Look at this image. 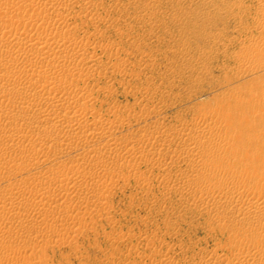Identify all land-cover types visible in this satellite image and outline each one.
Listing matches in <instances>:
<instances>
[{"label":"rangeland","instance_id":"1","mask_svg":"<svg viewBox=\"0 0 264 264\" xmlns=\"http://www.w3.org/2000/svg\"><path fill=\"white\" fill-rule=\"evenodd\" d=\"M63 1L67 4L75 1L76 4L70 3L72 10L74 8L78 10L77 4L81 5L82 2H85V0ZM34 2L36 1L0 0V18H4L18 8H22L20 10H34V8L35 10L42 8L52 10L48 7L36 8ZM89 2L92 10L97 9L96 11L100 12L101 15L95 11L98 19L93 20L88 19L87 16L76 14L75 10L70 13L69 17H73L69 18L68 27H64V29L70 30H68L70 36L68 35L69 38L67 43L65 42V46L85 45L88 55L98 54L99 57L95 56L97 59L93 57L96 61L93 60L94 62L91 63L93 66L92 73L89 72L87 78H83L85 79L83 81L86 82L83 83L82 80L78 81L77 79L76 82L78 83H76L75 88L77 87L80 93L83 91L84 96L89 95L88 98L93 103L90 113L100 119L103 116L106 117V119L103 117L101 120L106 121L107 128L104 129L105 132L102 130L103 134L102 131L98 133L100 135L97 134L98 137L101 136L98 138V140L100 139L99 144L96 145L98 142H95L98 140H93L91 143V139L84 142V136L80 141H76V143L79 142L77 146L73 144V140L64 141L58 146H62L60 149L64 146V151H62L65 160L63 158L60 159V162L57 160L58 163L55 165L56 160H48L44 161V163L47 162L45 164L42 163L31 168L34 170L31 171L35 173L36 180L51 176L50 179H53L54 176L56 178L61 173L68 175L75 173L73 176L84 180V186L80 189L67 186L66 190H61L62 193L60 191L56 195H49L50 199L56 197L51 199L53 201L49 198L46 201L47 205H50L49 212H53V210L56 212L45 213L43 215L45 219L42 215L36 217L37 215L34 214L22 217L16 224L17 230L24 233L21 238L10 236L11 230L6 228L9 223L0 224V232H3L0 234V258L2 257L0 264H204L205 262L206 264H213L214 259L207 260L213 254L217 258L220 257L219 259L222 258L221 264L229 258L228 261H236L240 256L235 262V264H240L247 254L249 256L248 250L252 246L251 244L254 245L260 239L257 237L258 234L254 235L257 232L249 230L248 234H252L248 237H237L235 235L237 226L232 222L230 224L228 220L225 223L216 222V215H221L222 207L224 210L225 206H210L203 195H201L202 197L199 196L202 194L200 187L202 188L204 184L209 182L205 187L212 188L214 180H217L222 174H228L225 178L226 188L231 184L241 186L246 184L245 186L254 187L264 180V147L258 149L255 142L256 145L253 141L250 143L249 133L248 136H245L248 132L247 127L251 125L255 129L257 128V131L262 132L264 130L263 113L254 112L253 115L248 109L249 104H258V102L262 104H259L260 108L264 107V103H261L262 96H260L264 92V74L261 73L264 72V46L252 50L251 53L255 51L256 54H250L248 59H243V61L240 58V54L251 45L249 42L258 44L257 41L262 40L261 35H264L262 32L264 31V6L261 7L260 4L264 3V0H89ZM258 5L260 7H257ZM75 14L76 16H74ZM261 42L263 40L259 43ZM107 43L109 44L107 45ZM93 52L96 53L93 54ZM114 67L117 68V71ZM0 72L4 73V68L0 69ZM247 81H250L251 84L248 82L249 88L243 93L241 87H246ZM257 86L259 89L256 88ZM229 96L234 99H243H239L242 101H240L242 104L238 109L239 111L236 106L232 108V105H228L230 106L228 110V106L222 103L224 100L222 98ZM252 96H256V98ZM246 98L250 100L247 99L248 102L244 103ZM246 103L248 110L245 107ZM217 107L219 108L218 111ZM242 109L243 115L240 116ZM247 112L252 114L253 121L249 119L250 115L247 116ZM235 113H239L238 116ZM100 114L102 116H99ZM229 114L233 117L232 119L227 117ZM235 115L236 118H234ZM88 118L90 119L91 115ZM116 119L120 120L119 123ZM248 119L251 121L248 123L250 125L247 124ZM255 119L263 123L260 122V124ZM108 122L114 127L116 125L118 127L116 126L113 130L112 125H110V129ZM196 127L199 131L194 129ZM212 127L215 131L217 130L218 134L212 132ZM202 128H209V130ZM209 132L214 135L209 134ZM243 132L244 134H242ZM160 133L171 135L170 137L167 135L165 138L162 137L163 139L161 138L162 140L157 144L147 141L146 135L151 134L150 138H154ZM110 136L111 138H109ZM197 136L202 139L199 141L198 148L216 142V144L219 142L223 144L227 140L234 147L230 146L229 150L228 148H223V150L220 148L221 150L217 151L216 155H212L210 164H202L201 160H198L199 157L196 159L194 154L196 152L195 146L192 145L194 143L188 144V139ZM242 136L246 138L247 142ZM248 137L250 140L247 139ZM171 138L173 139L170 140ZM82 140L84 141L82 142ZM106 141H109L108 144H117L116 142H118L117 145H120H116L117 147L124 146L120 147L123 150L120 151L121 155L119 153L111 159L106 157L104 159L103 156H99L96 150L98 152L99 147L102 149L105 144L107 145ZM146 141L147 144H145ZM4 142L5 140L0 139V145L3 146ZM88 142L89 144H87ZM235 142L237 144L241 142L239 144L241 146L235 147L237 145ZM69 145L71 146L69 147ZM93 145L95 147H92ZM153 147L155 148L153 149ZM81 148L83 149L80 150ZM65 150L68 152L67 154H65ZM128 150L129 152H127ZM234 150L235 153L233 154ZM257 153L261 155H256ZM176 154L179 157L176 158ZM65 157L75 160L70 159L69 161ZM83 158L84 161L94 159L93 162L98 163H95L96 168L85 169L88 172L91 170L89 173L83 171L84 169H79L77 162L83 161ZM124 160L127 164L124 163ZM134 160L137 170L132 169ZM230 160L233 161L231 164H229ZM132 161L134 163H131ZM111 162H117L120 165L118 167L120 170L117 168L116 171H113L114 173L107 171L105 182L107 185L103 181H97L95 172L97 173L98 170L101 172V169ZM51 163H53L52 166ZM107 163L108 165H106ZM137 163H140V167H137ZM191 163H197L195 166L198 173L196 171L192 173L189 170ZM43 164L44 168L42 167ZM48 164L50 167L47 166V169L49 168V170L45 166ZM102 164L106 166L104 167ZM75 165L77 168H74ZM229 166L230 170L228 171ZM68 168H72L71 172L70 170L66 171ZM9 170L0 171V191H3L0 193L12 192L20 184L31 188L34 195L38 193L37 190H34L36 187L34 181V184L31 183L32 181H25L26 178L22 175L24 170H21L20 164L17 163L15 168ZM75 170L79 171L75 172ZM131 170L133 175L129 174ZM55 173H58L57 176ZM1 174H6L5 178ZM205 174L210 175L209 181L201 183L204 178L202 175ZM81 175L85 176L82 177ZM85 177L87 180L84 179ZM89 178H93L94 181ZM187 183L192 185L187 187ZM91 189L95 190L93 195L95 198L92 199L95 203L97 202L98 207L95 206L94 210L77 209L74 201L79 196V191L83 190L81 193L84 195L87 193L86 190ZM193 197L197 198L194 200ZM248 197L253 196L249 194ZM0 198V214L2 215L3 211V214L9 211L10 202L1 196ZM57 205L65 208L68 213L65 214V211L58 210ZM66 206L72 210H68ZM21 208L22 205L19 206V209ZM98 209L102 210L98 211ZM25 218L26 220H24ZM72 221L75 223L74 226H72L74 224ZM32 225L34 226L31 227ZM59 225L65 227L60 229L58 228ZM26 227L28 228L26 229ZM75 227L77 229H73ZM54 230L58 232H54ZM49 234L54 235L50 237ZM208 252L210 254L212 252V255ZM241 258L243 259L238 263Z\"/></svg>","mask_w":264,"mask_h":264},{"label":"bare ground","instance_id":"2","mask_svg":"<svg viewBox=\"0 0 264 264\" xmlns=\"http://www.w3.org/2000/svg\"><path fill=\"white\" fill-rule=\"evenodd\" d=\"M35 1L36 2H34V5L36 6V8L37 7H39V8L40 7L41 8L42 7H48L52 10H44L43 8H42L43 10L42 9L41 10H35V8H34V10H27V9L20 10L22 8H20V9L18 8L17 10H14V11L11 10L12 12L10 14L6 15L4 18H0L1 19L0 20V69L4 68V70H5L4 73L0 72V86L2 88L0 90V139L5 140L4 145L3 146H2V144L0 145V171H3L5 169L11 170V169L15 168L17 163L20 164L21 170L22 171L24 170V173L22 171H20L23 173L22 174V175H24L23 177L26 178V180L25 179L24 180L25 181H28V180L32 181L31 183H33V181H34V183L36 185L35 188H37V189L34 188V190L38 191V193L36 195H34L33 194L34 192H32L31 188L29 189L28 187H25L26 185L24 186V185L20 184L14 190H12V192L0 193L1 194L0 196L4 200H7V201L9 200L8 202H10V205H11V206L9 205V207H10L9 211H7L4 214H3V212H4L3 211L2 215L0 214V224L2 225L5 223H9V225H7V227L5 225V227L7 229L11 230L12 234L10 236L17 237V238H21L23 236L22 234H24L22 231L19 232L17 230V225H16V224H18L17 222H19V220L22 219V217H25L28 214L29 215H31V214L37 215L36 217H38V215L43 216V215H45V213L47 214L50 211L49 210L50 205H47V202H46L47 199L49 198V195H52V194L56 195L61 190H63V189L66 190L67 186H71V188H74V189H80V188H83V186H84L83 185L84 180L80 179L76 176H73V175H75V173L74 174L72 173V175L61 173L56 178L54 176L55 179L54 178L50 179L52 176L50 178H46V176H45L46 179L43 178L40 180L39 179L36 180L35 175H34L35 173H33L31 171V170H33L31 168H33L34 166H37V165H41L42 163H44V161H48V160H51V161L56 160L57 161V160H59V162H60V159H62V158L64 159V156H63L64 155L63 154L64 146L62 149H60V147H62V146H60V147L58 146L62 142H64V141L67 142V141L73 140V144L75 146H77V144L79 142L76 143V141H80V139H82L84 136L85 141L82 140V142L83 141L86 142V140L91 139L92 141L91 140L90 141L92 143L93 140H98V138H101V136L98 137L97 134L101 133L102 130L105 132V130H106L105 128H107L106 127L107 126L106 121L104 120L105 121L104 122L103 120H101V119H103L104 116L101 117V119H100L99 117H94V115L92 113H90L93 103L89 100V98H88L89 95L84 96L83 91H81V93H80V91L77 90V87L75 88V86H77L76 83H78V82H76L77 79H78V81L82 80L83 83L86 82V81H83V80H85L83 78L86 77L87 74H89V72L92 71L93 66L91 63L94 62L93 60H95V58H96L95 56H98V54L96 52L95 53L97 55L94 52H93V54H95V55H93V56H91L92 54L88 55V53H86L87 51L85 49V47H86L85 45L84 46L74 45V46H68V47L65 46V44L67 43V40L70 36L69 35L70 30L68 29L69 30L68 31V30L64 29V27L69 25V20H70L69 18L73 17V16L69 17V15H71L70 13H72L76 8H74L72 10L70 3H73V2L75 3V1H72L69 4L65 3L63 0H35ZM78 4H77L78 10H75L76 14L78 13L79 15L87 16L88 19H93V20L98 19L97 16L100 14V12H97L96 11L97 9L95 8L96 9L95 11L98 13V15H96L97 13L94 10H92L89 0H85V2H82L81 5H78ZM260 5L262 7V6H264V3H261ZM257 7H260V6L258 5ZM30 9H33V8H30ZM45 11H46V13H45ZM257 11H259V10L257 9ZM27 12H29V13H27ZM26 14H28V15H26ZM76 14L74 16H76ZM100 18H101V16L99 17V20H100ZM85 19H87V18H85ZM92 22H89V23H92ZM253 27H255V26H253ZM262 32L264 34V31H262ZM261 36H262L263 42L259 43L260 41H262L261 39H259L260 41H257L258 44L254 43V42H249V43H251V45H249L246 50L244 49L245 51L242 50L243 52L241 54L239 53L240 58L242 60L248 59L250 57V54L253 53V52L251 53V51L256 50L255 48L260 49L264 46V35H261ZM83 39H84V37H83ZM87 41H88V39H87ZM86 43H88V42H86ZM108 44L109 43H107V45ZM105 45H106V43H105ZM112 45H113V43H112ZM112 47H110V48H112ZM101 50H103V49H101ZM254 53H255V51H254ZM252 56H251V58H252ZM93 57H95V58H93ZM114 68H116V67H114ZM93 71L95 72V70H93ZM116 71H117V68H116ZM94 72H93V74H94ZM261 73H262V75L264 74V72H261ZM261 73H260V75H261ZM260 75H258V76H260ZM88 78H89V76H88ZM251 80H253V79H251ZM248 82L251 84L250 81H247V83ZM252 82H254V81H252ZM249 83L247 84V86L245 85L246 87H244V88L241 87V91L243 93H245L246 89L248 90L249 85H250ZM79 88H82V87L79 86ZM256 88H258V86ZM260 93H262V92L260 91ZM260 93L259 94L257 93V94L260 95ZM263 95H264V92L260 95V96H262L261 97V103H264ZM260 96H259V98H260ZM239 97H241V96H239ZM249 98H246V101H244V103L248 102L247 99L250 100ZM253 98H256V96ZM222 99H224L222 102L224 105H227V106L232 105V108H233V106H236L237 110L240 109V105L242 104L241 100H243L242 98H239L241 100L230 98V96L226 97V98H222ZM254 100H257V99H254ZM254 100H252V101H254ZM219 103H221V102H219ZM259 104H260V102H258V104H253V103L249 104L250 106L248 107V109L251 113H253V115H254V112H256V113L262 112L264 115V107L260 108V105H262V104H260V105ZM219 105H221V104H219ZM245 105H246L245 107L247 109V103ZM227 106H225V107H227ZM230 106H228V110H229ZM220 107L223 108V106H220ZM242 107L244 108V106H242ZM96 109L98 110V108H96ZM218 109L219 108L217 107V111H218ZM233 111L236 112V110H233ZM242 112H243V109L241 110L240 114L239 113L238 114L241 116V115H243ZM227 113H228V111H227ZM249 113L247 112V116L250 115ZM256 113H255V115H256ZM238 114H236V115L238 116ZM259 114L262 115L261 113H259ZM259 114H257V115H259ZM89 115H91L90 119L88 118ZM95 115H97V114H95ZM236 115L234 118H236ZM251 115L249 116L250 117L249 119L250 120L252 119V121H253V118H251L252 117ZM99 116H102V115L100 114ZM229 116H231V115L229 114ZM229 116H227L229 119L233 118L232 116L231 117H229ZM255 117L257 118V116H255ZM104 119H106V117H104ZM249 119L247 120L248 122L246 121L247 124L249 122H251ZM258 119L257 120L255 119V120L258 122L260 120V119L259 120ZM116 120L119 123L120 120L119 119H116ZM110 122H108V126L111 129L110 125H112V124ZM260 122L263 123L262 121H260ZM260 122H258V123H260ZM114 124H116V122H114ZM252 124H254V123H252ZM190 125H191V123H190ZM248 125H250V124H248ZM252 126L253 125L247 127L248 132L246 131L247 130L245 128L246 126L244 127L245 131L247 132L245 136H248L247 134L249 133V135L251 137V142L249 141L250 138L249 137L247 138V139H249L248 142H250V143H252V141H253V143L255 142L258 146V149L260 147H264V130L261 129L262 132L260 130H259L260 131L259 132L256 130L257 128L255 129ZM254 126H255V124H254ZM256 126H258V125H256ZM112 127L114 130L115 127L113 125H112ZM194 129H197V127ZM202 129H204V128H202ZM202 129H201V131H202ZM191 130H193V129H191ZM204 130H209V128L204 129ZM212 130H213L212 132H214V134L217 133L216 132L217 130L215 131L213 127H212ZM103 131H102V134H103ZM110 133H111V131H110ZM210 133L211 132H209V134ZM211 134H213V133H211ZM242 134H244V132ZM98 135H100V134H98ZM105 135H106V133H105ZM150 135H146L147 141L149 143H156L157 144L160 140L163 139L162 137L165 138L167 133H166V135H165V133H160L159 135H157L154 138L153 137L150 138L151 137ZM170 135L171 134H169V136L168 135L167 136L170 137ZM201 135H202V132H201ZM102 136H104V135H102ZM111 136L109 138H111ZM143 137H145V136H143ZM197 137H193L192 139H188L189 141L188 140L187 141H188V144L194 143V144H192L195 146V148L192 146V148H194V150L196 151L194 154L196 155V159H197V157H199L198 160H201L202 164H206V165L208 163L210 164L212 161L211 160L212 155H214L217 151H220L221 150L220 148H222V150H223V148H225V149L228 148V150H229L230 146L234 147V145L232 146V144H230L231 142L229 141L230 142L229 143L227 140V141H224V143L222 141L223 144H220V142H219L220 145L216 144L217 143L216 142L215 144L210 143L208 145H205V147L198 148L197 146H199L198 145L199 141L202 139L200 137H198V138H200V139H198ZM109 138H107V139H109ZM242 138H244V140L246 139L243 136H242ZM172 139L173 138H171L170 140H172ZM184 139H186V138H184ZM184 139H183V141H184ZM167 140H165V141H167ZM175 140H177V139H175ZM99 141H100V139L98 141H95V142H98V143H96V145L100 143ZM104 141H105V139H104ZM109 141L114 142L111 140H109ZM143 141H145V140L143 139ZM147 141L145 142V144L148 143ZM82 142H81V144L83 145ZM108 142H107V145L105 144L102 149L99 147L98 152H97L96 148H94L96 150V153H98V155L101 157L103 156L104 159H105V157L110 158V159L113 157H116L120 153V151L122 150V149H120V147L121 148L124 147V146L117 147L120 145V144L117 145L118 142H116L117 144H114V143L108 144ZM241 142H239L238 144L235 142L237 144V145L235 144L236 145L235 147H240L241 145L239 146V144ZM140 143H142V142H140ZM174 143H175V141H174ZM180 143H181V141H180ZM185 143H183V144L185 145ZM255 143H254V145H256ZM65 144H67V143H65ZM71 144H72V142H71ZM87 144H89V142ZM132 144H130V145L132 146ZM94 145L92 147H95ZM137 145H138V143H137ZM70 146L71 145H69V147ZM102 146H103V144H102ZM160 146H162V145H160ZM186 146H187V143H186ZM186 146H185V148L187 149ZM257 146H256V148H257ZM78 147H79V145H78ZM73 148H74V146H73ZM131 148H133V147H131ZM154 148L155 147H153V149ZM156 148H157V145H156ZM162 148H163V146H162ZM82 149L83 148H81L80 150H82ZM188 150H189V148H188ZM158 151H160V150H158ZM192 151H193V149H192ZM192 151H191V153H192ZM75 152H77V151H75ZM92 152H94V151H92ZM127 152H129V150ZM226 152H227V150H226ZM67 153L68 152L66 151L65 154H67ZM94 153H92V154H94ZM234 153H235V150H234L233 154ZM123 154H125V153H123ZM123 154H122V156H123ZM258 154L259 153H257L256 155H258ZM94 155H92V156H94ZM120 155H121V153H120ZM259 155H261V154H259ZM68 156L70 157V155H68ZM232 156L234 157V155H232ZM235 156H236V154H235ZM71 157H73V156L71 155ZM145 157H144V159H145ZM177 157H179V156H177V154H176V158ZM73 158H70V159L75 160ZM256 158H259V157H256ZM66 159H69V158H66ZM70 159H69V161H70ZM100 159H102V158H100ZM162 159H164V158H162ZM190 159H192V157ZM64 160H62V161H64ZM93 160L94 159H92V161H91L89 159V160L84 161V158H83V161H81V160L78 161L77 164L79 166V169H82V170L84 169L83 171H86L85 169H87V170L95 169L96 164H98V163L93 162ZM193 160H194V158H193ZM233 160H235V159L233 158ZM51 161H49V162H51ZM66 161H64V162H66ZM164 161H166V160H164ZM185 162H186V160H185ZM190 162H191V160H190ZM197 162H199V161H197ZM231 162H233V161L230 160L229 164H231ZM45 163H47V162H45ZM56 163H58V161L55 162L54 165ZM72 163H74V162L72 161ZM103 163H105V162H103ZM124 163L127 164L125 162V160H124ZM129 163H130V160H129ZM131 163H134V162L132 161ZM192 163L190 165L189 170H191L193 173L197 169L195 166V164L197 165V163H194V164H192ZM44 164L42 166L43 168H44ZM52 164L53 163H51V166H52ZM139 164L137 163V167H140ZM212 164H214V163H212ZM73 165H72V168H73ZM100 165L101 164H99V166ZM106 165H108V163ZM133 165L134 166H132L133 167L132 169H134L136 167V161ZM185 165L189 166L188 164H185ZM45 166L47 169V166H49V164L45 165ZM75 166H74V168H77V165H75ZM99 166H97V168ZM119 166L120 165L117 162H111L108 166H106L103 169H101L102 167L100 166L101 172H100V170H98L97 173L95 172V174H96L95 177L97 176L96 180L97 181L100 180V182L103 181L105 183L107 180V177H106L107 171H108V173L110 171L111 172H113L114 170L116 171V169ZM200 166H199V168H200ZM227 166H225V167H227ZM121 167L123 168V166H121ZM126 167L128 168V166H126ZM129 167H131V166H129ZM16 168H18V167H16ZM58 168L61 169L60 166H58ZM72 168H70V169L68 168V170H66V171L70 170V172H71ZM47 170H49V168ZM118 170H120V169L118 168ZM134 170H137V168H135ZM227 170L228 171L230 170V166H229V169H227ZM253 170H256V169L253 168ZM78 171L75 170V172H78ZM13 172H15V171H13ZM57 172H59V171H57ZM63 172H64V170H63ZM80 172L83 175L81 170H80ZM86 172H88V171H86ZM92 172H93V170H92ZM2 173H4V172H2ZM16 173H18V172H16ZM196 173H198V172L196 171ZM224 173H225V171H224ZM57 174L55 173L56 176H57ZM90 174H88V175H90ZM129 174H132V170ZM187 174H189V173H187ZM1 175H3V174H1ZM5 175H3L4 178H5ZM17 175L20 176L19 173ZM171 175H173V174H171ZM205 175H202V176H204V178H203V180H201V183L206 182L210 177V175H206V176ZM226 175H228V174H226ZM226 175L222 174V176L220 175L221 177H219L217 180H214L215 182H213L214 183L213 187L210 189H208L207 186H206L207 188L205 187V185L208 184L209 182L204 184V186L202 188L200 187L202 194L199 193L200 194L199 197H202L201 195H203L204 198L207 199L210 206L211 205L213 207L214 206L218 207L219 205L225 206L224 210L222 207V213L220 212L221 215H216L217 216L216 222L217 223H223V222L225 223V221H227V220H228L229 224L232 222V224L237 226L236 228L234 226L236 231H235V229H233L235 231V235H237V237L238 236L241 238L248 237V235L252 234V233L248 234L249 230H251L253 232H257L254 235L256 236L258 234L257 237H260V239L257 240V242H255L256 244L255 243H254V245L251 244L252 246H250V248L248 250L249 256L247 254L248 257L246 256V257H244V259L241 258L238 261V263H240V261L243 259L240 264H264V229H263L264 228V180H262V183L259 182V184L254 186V187L249 186V185L245 186L246 184L244 186L231 184V186L228 185V187L226 188V180H225ZM84 176H82V177H84ZM107 176H108V174H107ZM88 177H90V176H88ZM92 177H93V175H92ZM165 177H166V175H165ZM169 177H171V176H169ZM86 178L87 177H85L84 179L87 180ZM89 179H91V178H89ZM199 179H200V177H199ZM259 179H261V178H259ZM91 180L94 181L93 178ZM113 180H115V179H113ZM198 183H199V181H198ZM33 184H31V185H33ZM99 184H101V183H99ZM99 184H98V186H99ZM105 184L107 185V183H105ZM190 185H192V184H188V183L186 184L187 187ZM198 185H200V184H198ZM99 188H100V186H99ZM225 188H226V191H224ZM92 189L88 190V191L86 190L87 193H85L84 195L81 193L84 189L82 191L81 190L79 191L80 194L78 193L79 196H77L76 200L74 201L75 202L74 205L77 209L80 210V208H85V209H93L94 210L95 206H97L96 205L97 202L95 203V201L92 199V198H95V197H93L95 190H92ZM96 191H98V190H96ZM0 192H3V191H0ZM62 192L63 191H61V193ZM61 193H60V195H61ZM249 194H252L253 197H248ZM33 195H34V197H33ZM58 196H59V194H58ZM193 196H195V195L193 194ZM31 197H32V199H31ZM54 197H52V198H54ZM193 198L195 200L197 197L196 198L193 197ZM51 199L49 198V200H51ZM199 199H201V198H199ZM204 200H202V201H204ZM0 201H1V198H0ZM51 201H53V200H51ZM203 203H205V202H203ZM63 204L66 205V203H63ZM102 204H103V202H102ZM102 204H101V206H102ZM21 205H22V208H21L22 210L19 209V206H21ZM65 205H64V207H65ZM74 205L71 207L72 209H73ZM58 206L59 205H57V207ZM54 208L56 209V206H54ZM66 208H67V206H66ZM105 208H107V207H105ZM67 209L69 210L70 208H67ZM72 209H70V210H72ZM51 210H53V209H51ZM58 210H61L62 212L63 211L66 212L65 208H63V207H58ZM99 210H102V209H98V211ZM51 212H49V213H51ZM53 212L55 213L56 211L53 210ZM67 213L68 212H66L65 214H67ZM44 217L45 216H43V218ZM43 218H41V219L43 220ZM24 220H26V218ZM43 221L45 222V220H43ZM40 223H41V221H40ZM66 223L68 224V222H66ZM73 223L70 222V224H73ZM36 224H37V222H36ZM43 224H45V223H43ZM74 225H75V223L72 226H74ZM33 226L34 225H32L31 227H33ZM28 227H26V229ZM61 227L64 228L65 226L62 225L58 228L61 229ZM68 227L70 228V226H68ZM0 228H1V226H0ZM73 229H77V228L75 227ZM30 230H31V228H30ZM78 230H80V229H78ZM51 232H52V230H51ZM54 232H58V231L54 230ZM2 233L3 232L1 231L0 234H2ZM53 235L54 234L50 235V237ZM24 238H26V237H24ZM243 240H245V239H243ZM260 240H261V242H259ZM27 242H29V241H27ZM33 245H35V244H33ZM2 246H4V245H2ZM5 247H7V246H5ZM30 247H32V246H30ZM35 249H34V252L36 251ZM210 255H212V252ZM213 255L208 257V258L206 257L207 260L214 259L213 264H221L222 258L219 259L220 257L217 258L216 256H213ZM239 257H238V259H239ZM234 258H236V257H234ZM19 259H20V256H19ZM237 260L236 261L231 260L228 262L225 260V263H223V264H235V262H237ZM204 264H206V262Z\"/></svg>","mask_w":264,"mask_h":264}]
</instances>
